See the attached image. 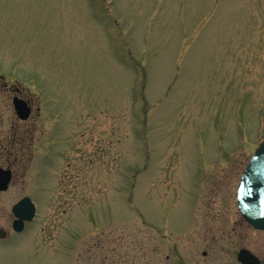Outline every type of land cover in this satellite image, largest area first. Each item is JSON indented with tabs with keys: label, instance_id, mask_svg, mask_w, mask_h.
Listing matches in <instances>:
<instances>
[{
	"label": "rangeland",
	"instance_id": "obj_1",
	"mask_svg": "<svg viewBox=\"0 0 264 264\" xmlns=\"http://www.w3.org/2000/svg\"><path fill=\"white\" fill-rule=\"evenodd\" d=\"M4 84L33 104L14 201L39 210L0 264H264L237 206L264 139V0H0L16 125Z\"/></svg>",
	"mask_w": 264,
	"mask_h": 264
},
{
	"label": "water",
	"instance_id": "obj_2",
	"mask_svg": "<svg viewBox=\"0 0 264 264\" xmlns=\"http://www.w3.org/2000/svg\"><path fill=\"white\" fill-rule=\"evenodd\" d=\"M14 104L19 117L28 119L31 113L28 104L19 98H15ZM1 172H3L2 169H0V179L3 178ZM0 187L5 189L7 182ZM238 204L245 220L255 228L264 230V141L254 153L242 176ZM13 212L17 217L14 223L15 229L20 231L25 221L34 219L36 206L29 197H26L14 206ZM5 236L6 233L0 229V237ZM238 259L242 264H261L259 258L248 249H242Z\"/></svg>",
	"mask_w": 264,
	"mask_h": 264
},
{
	"label": "flooded vegetation",
	"instance_id": "obj_3",
	"mask_svg": "<svg viewBox=\"0 0 264 264\" xmlns=\"http://www.w3.org/2000/svg\"><path fill=\"white\" fill-rule=\"evenodd\" d=\"M4 86L6 89H8L7 91L12 94L13 105L15 98H19L20 100L25 101L32 110L30 117L26 120L21 119L15 111L17 115V124L15 125V118L11 114L10 109L0 108V169L3 170V172H1L3 173V178L0 179V186H3L7 182V187L5 189L0 187V204L5 209L3 216L10 217V215L13 214L14 205L27 196L32 198L33 202L37 207V210L39 204L35 201L33 196H30L27 193L20 197L19 200H17L16 202L14 201V186L18 178V175L14 170V163L16 157L15 154L16 152H19L21 150L20 147L23 148L29 135L28 126L26 125L33 118V104L31 100L24 95L25 91L21 90V87L16 86V88H13L11 86L12 88L10 89V86H8V84H4L3 87ZM13 108L15 109V106ZM23 188L25 189V186ZM10 205H12V213L8 214ZM11 216H13L11 223L10 221H8L6 224L0 223V228L6 232V236L0 239L6 240L16 234L22 233L29 224L28 222H26L24 229L20 232H17L14 229V221L16 219L15 215L13 214Z\"/></svg>",
	"mask_w": 264,
	"mask_h": 264
}]
</instances>
